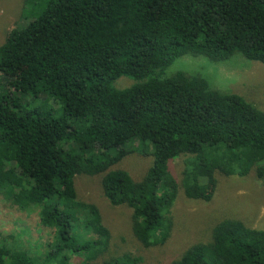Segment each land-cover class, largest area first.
I'll list each match as a JSON object with an SVG mask.
<instances>
[{
  "label": "trees",
  "instance_id": "16d2710c",
  "mask_svg": "<svg viewBox=\"0 0 264 264\" xmlns=\"http://www.w3.org/2000/svg\"><path fill=\"white\" fill-rule=\"evenodd\" d=\"M27 2L35 18L0 44V196L39 207L51 239L38 250L4 242L0 264H141L131 252L104 256L111 233L78 199V174H100L107 201L131 208L144 247L169 237L179 186L209 201L216 172L252 170L264 186V110L200 75L163 76L186 53L264 65V0ZM120 76L137 82L118 89ZM129 153L151 157L139 180L111 168ZM169 264H264V227L222 219Z\"/></svg>",
  "mask_w": 264,
  "mask_h": 264
},
{
  "label": "rangeland",
  "instance_id": "374dc122",
  "mask_svg": "<svg viewBox=\"0 0 264 264\" xmlns=\"http://www.w3.org/2000/svg\"><path fill=\"white\" fill-rule=\"evenodd\" d=\"M34 9L27 0H0V44L10 29L21 28L35 18ZM176 72L200 75L212 89L235 93L259 109L264 110V65L248 60L240 53L227 59L213 61L203 55L186 53L176 58L163 76ZM137 80L120 76L113 82L118 89L127 88ZM184 156L171 163V169L181 183ZM151 164L150 155L129 153L111 168L124 169L136 180L146 173ZM216 186L209 201L187 198L181 186L171 209L172 229L163 244L144 247L132 232V210L125 205H111L104 197L100 174L76 175L75 188L80 201L95 205L103 223L111 233L110 245L104 256L124 252L139 255L141 264H169L196 242H207L213 226L222 219L234 218L253 228L264 227V186L252 170L244 177L215 173ZM200 183L209 190L205 178ZM50 233L39 224V207L19 209L0 196V244L20 242L38 250L44 246ZM30 247V246H28ZM104 256L102 258H104Z\"/></svg>",
  "mask_w": 264,
  "mask_h": 264
}]
</instances>
